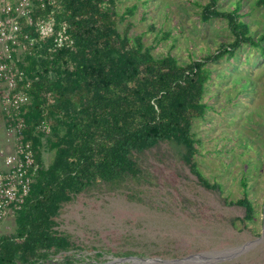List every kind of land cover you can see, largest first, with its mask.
Masks as SVG:
<instances>
[{"label": "trees", "instance_id": "trees-1", "mask_svg": "<svg viewBox=\"0 0 264 264\" xmlns=\"http://www.w3.org/2000/svg\"><path fill=\"white\" fill-rule=\"evenodd\" d=\"M118 3L59 0L51 6L60 11L58 19H65L71 46L53 47L51 38L42 39L22 21L23 32L39 39L19 62L21 85L30 96L22 111L24 134L39 169L30 195L15 212V231L0 235V264H54L53 255L76 250L70 236L55 228L64 205L99 182L139 178V155L162 142L180 147L183 161L207 188L221 186L202 174L196 160L199 141L193 126L209 108L207 66L225 55L232 58L244 44L263 46L264 32L252 35L239 8L223 10L218 0H207L201 4L202 20L226 19L234 38L222 41L214 53L183 63L172 53L154 54L143 34L121 31ZM43 121L50 124L49 134L40 129ZM46 152L54 153L48 165ZM242 185V197L230 202L245 208L241 222L247 224L256 210L246 178Z\"/></svg>", "mask_w": 264, "mask_h": 264}, {"label": "rangeland", "instance_id": "rangeland-1", "mask_svg": "<svg viewBox=\"0 0 264 264\" xmlns=\"http://www.w3.org/2000/svg\"><path fill=\"white\" fill-rule=\"evenodd\" d=\"M118 2V28L131 37L143 34L156 55L172 53L184 63L234 38L226 19L202 20L207 0ZM218 5L239 8L252 35L264 32V3L218 0ZM263 46L244 44L232 58L225 55L207 66L209 108L193 126L196 160L202 174L221 186L207 188L183 161L180 147L162 142L139 155V178L99 182L64 205L55 228L78 248L53 255L54 264H134L124 258L174 259L248 243L238 255L202 264H264ZM53 157L45 153L46 165ZM243 178L256 210L247 224L241 222L245 208L230 202L242 197ZM14 216L0 222V235L15 231Z\"/></svg>", "mask_w": 264, "mask_h": 264}, {"label": "built area", "instance_id": "built-area-1", "mask_svg": "<svg viewBox=\"0 0 264 264\" xmlns=\"http://www.w3.org/2000/svg\"><path fill=\"white\" fill-rule=\"evenodd\" d=\"M59 0H0V109L5 116L8 148L0 153L6 168L0 171V222L20 209L31 193L34 177L39 169L31 141L25 138L26 122L23 107L30 96L21 85L24 73L19 62L22 54L38 43V36L23 32L33 26L35 33L51 38L53 47L73 45L65 19H58ZM49 10L40 16L39 11ZM40 129L49 134L50 124L43 121Z\"/></svg>", "mask_w": 264, "mask_h": 264}, {"label": "water", "instance_id": "water-1", "mask_svg": "<svg viewBox=\"0 0 264 264\" xmlns=\"http://www.w3.org/2000/svg\"><path fill=\"white\" fill-rule=\"evenodd\" d=\"M250 243L234 246V247H226L218 250H209L194 253L182 258H174V259H159V258H139V257H128L124 258V260L132 261L134 264H202L209 262H217L228 259L239 253L243 252Z\"/></svg>", "mask_w": 264, "mask_h": 264}, {"label": "crops", "instance_id": "crops-1", "mask_svg": "<svg viewBox=\"0 0 264 264\" xmlns=\"http://www.w3.org/2000/svg\"><path fill=\"white\" fill-rule=\"evenodd\" d=\"M1 127H2V129H1ZM1 131H2V134H1ZM1 135H3V136H1ZM5 135H6V133H5V117H4V113L0 109V150L3 148H5V149L8 148V142H7V138ZM0 159L3 160L2 164L0 162V171H2L6 168V165H5V159L1 153H0ZM9 216H7L6 218H8Z\"/></svg>", "mask_w": 264, "mask_h": 264}]
</instances>
